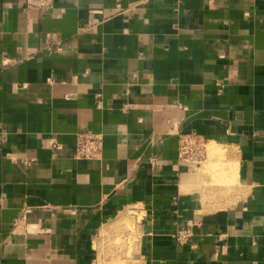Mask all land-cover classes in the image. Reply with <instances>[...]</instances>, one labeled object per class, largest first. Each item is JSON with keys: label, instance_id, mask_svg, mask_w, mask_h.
Returning a JSON list of instances; mask_svg holds the SVG:
<instances>
[{"label": "crops", "instance_id": "obj_1", "mask_svg": "<svg viewBox=\"0 0 264 264\" xmlns=\"http://www.w3.org/2000/svg\"><path fill=\"white\" fill-rule=\"evenodd\" d=\"M187 134L236 199L202 211ZM128 208L131 264H264V0H0V264H95Z\"/></svg>", "mask_w": 264, "mask_h": 264}, {"label": "rangeland", "instance_id": "obj_2", "mask_svg": "<svg viewBox=\"0 0 264 264\" xmlns=\"http://www.w3.org/2000/svg\"><path fill=\"white\" fill-rule=\"evenodd\" d=\"M212 146L216 150H210ZM178 151L179 156L185 159L183 162L194 167L187 185L191 191L200 194L202 211L216 210L219 208L215 207L217 202L228 203L232 198L236 199V165L234 160L228 157L229 149L225 144L207 140L200 134H187L178 139ZM97 158L98 156L95 159ZM197 163L201 166L199 171L195 168ZM125 212L130 217L138 216V221L131 218L123 221L116 232L110 234L106 242H103L105 253H98L95 264H131L132 250L141 231L142 213L139 208H128Z\"/></svg>", "mask_w": 264, "mask_h": 264}, {"label": "built area", "instance_id": "obj_3", "mask_svg": "<svg viewBox=\"0 0 264 264\" xmlns=\"http://www.w3.org/2000/svg\"><path fill=\"white\" fill-rule=\"evenodd\" d=\"M27 5L31 7L48 9L52 6V0H26ZM184 147L181 148L183 151ZM100 151V139L91 135H81L78 138L74 156L77 159H95ZM181 154L183 152H180ZM189 223L187 228L177 231L173 238L178 244H184L188 242L192 236L191 226Z\"/></svg>", "mask_w": 264, "mask_h": 264}, {"label": "bare ground", "instance_id": "obj_4", "mask_svg": "<svg viewBox=\"0 0 264 264\" xmlns=\"http://www.w3.org/2000/svg\"><path fill=\"white\" fill-rule=\"evenodd\" d=\"M210 150H213V148H212V147H210Z\"/></svg>", "mask_w": 264, "mask_h": 264}]
</instances>
